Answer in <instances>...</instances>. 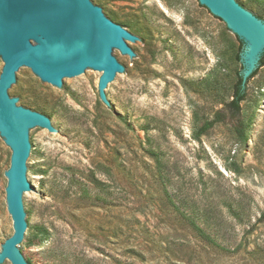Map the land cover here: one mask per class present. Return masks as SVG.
<instances>
[{
    "label": "rangeland",
    "instance_id": "1",
    "mask_svg": "<svg viewBox=\"0 0 264 264\" xmlns=\"http://www.w3.org/2000/svg\"><path fill=\"white\" fill-rule=\"evenodd\" d=\"M95 1L137 38H154L150 50L133 46L137 64L120 54L132 74L112 97L125 121L100 100V75L62 93L21 79L17 101L71 133L34 134L52 162L37 153L31 164L46 170L34 173L43 193L31 195L23 255L31 264H264V69L235 114L240 43L197 0ZM243 1L264 20V3ZM10 156L0 137V248L13 233Z\"/></svg>",
    "mask_w": 264,
    "mask_h": 264
},
{
    "label": "water",
    "instance_id": "2",
    "mask_svg": "<svg viewBox=\"0 0 264 264\" xmlns=\"http://www.w3.org/2000/svg\"><path fill=\"white\" fill-rule=\"evenodd\" d=\"M197 1L242 42L239 75L249 95L264 69V59L259 65L264 22L243 0ZM251 1L256 7L264 3ZM153 38H137L95 0H0V137L11 150L4 175L13 223L12 235L0 248V264H31L23 255L30 214L36 209L31 195L43 193L34 173L46 170L31 164L37 153L47 164L52 162L34 134H71L66 121L17 101L15 92L25 86L21 79L62 93L71 90L69 82L76 84L90 73L100 75V100L125 121L122 102L112 97L119 77L132 74L120 54L137 64L143 54L133 46L150 50ZM34 260L46 264L42 257Z\"/></svg>",
    "mask_w": 264,
    "mask_h": 264
},
{
    "label": "trees",
    "instance_id": "3",
    "mask_svg": "<svg viewBox=\"0 0 264 264\" xmlns=\"http://www.w3.org/2000/svg\"><path fill=\"white\" fill-rule=\"evenodd\" d=\"M262 21L264 22V20H262ZM236 39L240 43V51H241L242 42L237 37H236ZM237 58L239 60V54H238ZM263 59H264V53H263V55L260 58L259 65L261 64V62H262ZM254 74H255V71L249 76V78H251ZM245 86H246V82L245 83H242L241 76L238 73L237 81H236V83H235V85L233 87L232 98H231V101L228 103V107H230L235 114L240 111V103L242 101H244V99H245ZM36 111L37 112L38 111L39 112H42L41 114H43V115H45V116H47L49 118V116L46 115L45 111H43L41 109H37ZM217 122H220V118L218 117V115L215 116V118H214L213 121H210V122L205 123L199 129V134H202V133L206 132L208 129H210L214 125V123H217ZM238 131H239V134H240L241 138L243 140H246V137L244 136L243 129H239ZM263 217H264V215H263ZM196 230H197V232H198V234H199L200 237H202L203 239L209 240V237L202 230H200L197 227H196Z\"/></svg>",
    "mask_w": 264,
    "mask_h": 264
}]
</instances>
